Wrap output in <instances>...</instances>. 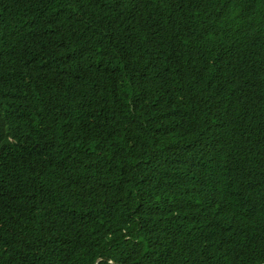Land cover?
I'll return each instance as SVG.
<instances>
[{"label": "trees", "instance_id": "obj_1", "mask_svg": "<svg viewBox=\"0 0 264 264\" xmlns=\"http://www.w3.org/2000/svg\"><path fill=\"white\" fill-rule=\"evenodd\" d=\"M264 264V0H0V264Z\"/></svg>", "mask_w": 264, "mask_h": 264}, {"label": "water", "instance_id": "obj_2", "mask_svg": "<svg viewBox=\"0 0 264 264\" xmlns=\"http://www.w3.org/2000/svg\"><path fill=\"white\" fill-rule=\"evenodd\" d=\"M96 264H99V261Z\"/></svg>", "mask_w": 264, "mask_h": 264}]
</instances>
